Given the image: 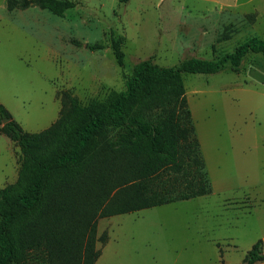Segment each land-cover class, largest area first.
Here are the masks:
<instances>
[{
  "label": "rangeland",
  "instance_id": "374dc122",
  "mask_svg": "<svg viewBox=\"0 0 264 264\" xmlns=\"http://www.w3.org/2000/svg\"><path fill=\"white\" fill-rule=\"evenodd\" d=\"M69 1L53 11L40 0H0V104L28 132L56 119L64 90L87 104L124 89L138 61L217 59L264 37V0ZM119 36L122 67L110 47ZM182 79L212 191L99 218L110 244L98 264H235L258 239L264 254V61L254 54L239 72ZM18 158L0 133V188L15 179Z\"/></svg>",
  "mask_w": 264,
  "mask_h": 264
},
{
  "label": "trees",
  "instance_id": "16d2710c",
  "mask_svg": "<svg viewBox=\"0 0 264 264\" xmlns=\"http://www.w3.org/2000/svg\"><path fill=\"white\" fill-rule=\"evenodd\" d=\"M53 11L69 0H40ZM124 1V0H120ZM123 36L110 47L122 67ZM96 50L100 44H85ZM264 37L250 38L217 59L188 57L163 66L138 61L122 90L82 104L67 90L56 119L25 131L0 104V132L19 149L17 177L0 188V264H94L107 233L99 218L209 194L205 169L185 98L182 73L239 72ZM264 259L261 239L241 262Z\"/></svg>",
  "mask_w": 264,
  "mask_h": 264
},
{
  "label": "crops",
  "instance_id": "0c3cea01",
  "mask_svg": "<svg viewBox=\"0 0 264 264\" xmlns=\"http://www.w3.org/2000/svg\"><path fill=\"white\" fill-rule=\"evenodd\" d=\"M1 133V132H0ZM3 134V133H2ZM5 135V134H4ZM6 136V135H5ZM7 137V136H6ZM8 138V137H7ZM11 141V140H10ZM12 142V141H11ZM13 143V142H12ZM14 144V143H13ZM15 145V144H14ZM16 146V145H15ZM17 170H18V167H17ZM16 177H17V172H16ZM16 177H15V179H16ZM15 179L13 180V181H11V182H8V183H6V184H9V183H12V182H14L15 181ZM6 184H4L3 186H5ZM2 186V187H3ZM112 216V215H111ZM109 217V216H108ZM104 218V217H103ZM103 231H106V233H107V230L106 229H102L100 232H99V230H98V222H97V234L99 235V234H101ZM109 244H110V241H109V237H108V233H107V240L105 241V243H103V244H101L100 246H99V249H100V253H99V255H98V257H97V259L95 260V262H94V264H98V263H102V261L104 262L105 261V259L106 258H103L104 257V249L106 248V247H108L109 246ZM103 259V260H102ZM101 261V262H100Z\"/></svg>",
  "mask_w": 264,
  "mask_h": 264
},
{
  "label": "water",
  "instance_id": "95a60500",
  "mask_svg": "<svg viewBox=\"0 0 264 264\" xmlns=\"http://www.w3.org/2000/svg\"><path fill=\"white\" fill-rule=\"evenodd\" d=\"M7 119H3L2 122H5Z\"/></svg>",
  "mask_w": 264,
  "mask_h": 264
}]
</instances>
